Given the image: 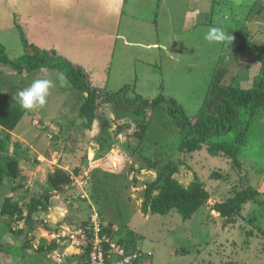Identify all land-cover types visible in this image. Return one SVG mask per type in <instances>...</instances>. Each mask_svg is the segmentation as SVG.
Here are the masks:
<instances>
[{"label": "rangeland", "instance_id": "1", "mask_svg": "<svg viewBox=\"0 0 264 264\" xmlns=\"http://www.w3.org/2000/svg\"><path fill=\"white\" fill-rule=\"evenodd\" d=\"M165 1L96 0L119 14V38L110 54L106 80L102 81L98 65L93 70L86 64V75L88 83L105 94L126 86L130 87L129 98L152 101L162 96L193 120L206 97H217L211 86L225 46L205 40L206 33L212 27L227 34L228 30H242L256 0ZM195 9L200 15H195ZM105 11L99 9L97 16L104 19ZM0 42L10 60L33 53L30 47L23 49L17 32L0 31ZM152 43L159 47L142 46ZM162 45L169 47L171 56ZM60 76L59 71L48 69L17 75L0 62V99L5 94L16 98L18 91L37 79L48 78L54 84L46 105L27 111L10 132L8 155L18 160L20 175L13 184L0 188V208L8 197L20 213L0 215V249L5 253H0V264H86L85 256L63 240H54L53 235L63 227L86 223L93 210L105 227L110 224L114 231H123L118 236L130 232L131 241L125 243L129 250L139 247L152 252L136 264H264V159L256 156L262 150L245 151L240 168L221 154H211L207 146L190 154L179 152L182 136L166 103L146 110L142 130L132 121L139 105L118 99L103 104V120L92 132L85 130L74 125L85 94L71 90L67 79L62 83ZM212 109L208 107V112ZM258 122L262 126L263 117ZM101 135L115 137L117 142L100 148L97 138ZM13 144L19 148L14 149ZM170 160L182 162L175 175L182 185L188 186L198 177L210 194L189 220L175 211L167 215L140 211L145 185ZM58 169L70 174L73 183L53 192L47 212L41 214L43 222L28 228L24 219L32 199L41 197L47 189V174ZM247 185L257 189L260 197L243 206L234 224L211 210ZM14 187L19 189L12 190ZM19 230L22 235L16 234ZM51 243L58 248L41 250V245Z\"/></svg>", "mask_w": 264, "mask_h": 264}, {"label": "trees", "instance_id": "2", "mask_svg": "<svg viewBox=\"0 0 264 264\" xmlns=\"http://www.w3.org/2000/svg\"><path fill=\"white\" fill-rule=\"evenodd\" d=\"M20 37L25 50L28 46L22 32H20ZM238 49L242 53L253 56L261 64L260 73L256 76L252 88L241 89L235 78L230 85L224 88L218 108L212 113L208 112L209 97H206L197 117L193 120L185 116L174 101H166L162 96L152 101L140 96L129 98L130 87L126 86L112 95L105 94L99 88H94L88 83L83 68L67 62L57 56L54 51H38L34 46H30L32 55L25 53L16 60H10L4 46L0 44V62L4 66H9L17 75L46 69L57 70L63 74L70 84L71 90L85 94L79 108L78 120L74 125L79 124L83 129L91 132L94 125L103 120L100 116L103 104H113L118 99H122L129 105L138 104L139 107L134 111L132 121L138 122L144 130L146 121L143 116L146 110L166 103L167 111L174 118L175 126L182 136L178 147L179 152L190 154L199 152L204 146H207L211 154H221L240 168L242 166L241 158L245 151H255V148L262 150L259 155L253 153L264 159V124L260 126L258 122L260 117H263L264 120V50L247 37L242 38ZM26 114L27 111L20 108L13 95L5 94L0 99V188L13 184L20 175L18 160L8 155L12 144L10 132L17 128ZM107 137L101 135L97 138L100 148L106 147V144L113 145L117 142L115 137ZM13 148L18 149L19 146L13 144ZM181 165V161L170 160L158 172L155 180L145 185L140 206L142 214L167 215L175 211L183 220H189L208 202L210 194L198 177H195L188 186L182 185L175 178ZM72 183L71 175L60 169L48 173L46 177L47 189L41 197L32 199L29 212L24 219L25 225L32 228L36 223L41 224L43 222L41 214L47 212L52 193L59 192L63 187H69ZM17 189L19 187H14L12 190ZM259 197L258 190L247 185L226 200L215 203L211 210L226 223L234 224L237 217L241 215L243 206L249 202H255ZM17 210V204L5 197L0 208V215L14 217L17 212L20 213ZM104 230L113 235L123 233L120 228L114 231L110 224L104 227ZM16 234L22 235L23 231L19 230ZM129 235L130 232L123 238L120 236L121 242L131 241ZM57 248L56 243H51L48 246L41 245V250H56ZM1 252L5 256V253L0 249Z\"/></svg>", "mask_w": 264, "mask_h": 264}, {"label": "crops", "instance_id": "3", "mask_svg": "<svg viewBox=\"0 0 264 264\" xmlns=\"http://www.w3.org/2000/svg\"><path fill=\"white\" fill-rule=\"evenodd\" d=\"M106 4H98L96 0H0V31L11 32V35L22 32L28 47L34 46L38 51H54L67 62L83 68L85 73L86 64L91 65L93 70L97 65L101 66L100 75L105 81L110 54L119 38L120 24L119 14L114 8L105 7ZM99 9L106 10L104 19L97 16ZM251 10L242 30H228L235 39L225 44L214 73L211 91L217 97L213 99L210 95L208 99V107H213L214 111L219 106L224 88L235 78L240 88L247 90L252 88L260 73L261 64L238 49L242 38L247 37L264 50V0H256ZM230 12L233 13L234 9ZM194 13L198 15L199 10L195 9ZM142 46L158 48L159 44ZM161 47L172 55L169 47Z\"/></svg>", "mask_w": 264, "mask_h": 264}, {"label": "built area", "instance_id": "4", "mask_svg": "<svg viewBox=\"0 0 264 264\" xmlns=\"http://www.w3.org/2000/svg\"><path fill=\"white\" fill-rule=\"evenodd\" d=\"M104 227L100 215L93 210L86 224L81 223L71 229L63 227L57 236L53 235V239L59 242L63 240L76 253L86 256V264H136L146 256L153 255L139 247L129 250L121 242L120 236L105 232Z\"/></svg>", "mask_w": 264, "mask_h": 264}, {"label": "clouds", "instance_id": "5", "mask_svg": "<svg viewBox=\"0 0 264 264\" xmlns=\"http://www.w3.org/2000/svg\"><path fill=\"white\" fill-rule=\"evenodd\" d=\"M205 40L212 43H225L232 41V36L221 28L212 27L205 35ZM60 80L65 82L66 78L61 74ZM54 87L53 81L48 78L34 80L28 87L16 93V100L20 108L25 111H32L42 108L47 103L50 89Z\"/></svg>", "mask_w": 264, "mask_h": 264}]
</instances>
